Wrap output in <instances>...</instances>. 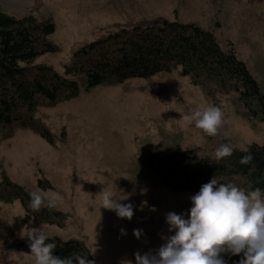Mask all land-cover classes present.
I'll list each match as a JSON object with an SVG mask.
<instances>
[{"label": "rangeland", "instance_id": "1", "mask_svg": "<svg viewBox=\"0 0 264 264\" xmlns=\"http://www.w3.org/2000/svg\"><path fill=\"white\" fill-rule=\"evenodd\" d=\"M0 11L54 25L45 38L51 51L20 65L47 66L59 74L77 48L121 28L156 19L194 23L212 32L223 50L235 52L264 94V0H0ZM209 105L224 112L216 136L182 118ZM243 111L236 93L209 92L177 68L88 91L81 87L72 99L40 105L33 118L50 141L20 127L6 137L8 129L0 128V180L6 174L28 193H58L55 210L64 215L61 226L21 224L24 210L19 201H0V264H35L32 254L9 243L38 226L49 237L82 241L89 253L95 252L90 254L95 264H136L134 253L154 251L165 243L162 236L174 234L168 232L166 213L188 218L190 197L198 193L172 192L148 159L173 149L215 158L221 144H264V121L249 120ZM104 192L131 203L132 219L104 208ZM151 206L156 211H150ZM134 229L143 230L139 239Z\"/></svg>", "mask_w": 264, "mask_h": 264}, {"label": "trees", "instance_id": "2", "mask_svg": "<svg viewBox=\"0 0 264 264\" xmlns=\"http://www.w3.org/2000/svg\"><path fill=\"white\" fill-rule=\"evenodd\" d=\"M53 32L52 23H36L31 17L16 19L0 11V128L8 129L6 137L12 135V128L20 127L31 129L50 141L36 127L33 118L40 105L72 99L81 87L88 91L99 85L148 78L177 68L193 85L209 92L236 93L244 109L241 115L264 121V94L245 63L233 50H223L212 32L194 23L156 19L145 25L121 28L77 48L64 65L63 74L47 66L20 65L51 51L45 38ZM248 147L254 159L247 165L239 163L245 155L239 150L217 163L215 158L198 155L191 149H173L160 157L151 156L148 164L161 183L176 193L199 192L212 178L245 190L259 187L264 191V144L252 143ZM38 185L42 187V182L38 181ZM15 200L24 210L21 224H64V215L58 210L33 211L29 207L28 191L3 174L0 201ZM47 242L56 243L54 255L61 258L76 254L93 260L80 240L49 237ZM9 247L32 254L27 237L10 241ZM220 255L239 264L243 254L222 252Z\"/></svg>", "mask_w": 264, "mask_h": 264}, {"label": "clouds", "instance_id": "3", "mask_svg": "<svg viewBox=\"0 0 264 264\" xmlns=\"http://www.w3.org/2000/svg\"><path fill=\"white\" fill-rule=\"evenodd\" d=\"M223 103L221 100V105ZM182 118L208 136H216L225 122L222 107L216 105L198 108ZM234 150L245 153L239 163L247 165L253 161L250 147L239 145L234 149L230 144H221L215 150L216 162L230 157ZM29 196V207L35 212L41 208L54 210L61 199L58 193L49 195L41 190L32 191ZM190 199L192 207L188 218L172 211L166 213L168 232L174 234L162 236L165 243L154 251L134 253L136 264H227L220 255L222 252L242 253L239 264H264V191L261 188L245 190L212 178ZM119 200L112 193L104 192L102 206L114 210L120 218L131 220L133 205ZM150 211H156V207L151 206ZM142 231L134 229L133 235L139 239ZM121 234L126 235V231L121 229ZM22 237L29 241L35 264H95V260L87 256L74 254L61 258L54 255L57 245L47 242L49 236L42 226L30 227ZM90 254L95 255V252Z\"/></svg>", "mask_w": 264, "mask_h": 264}]
</instances>
